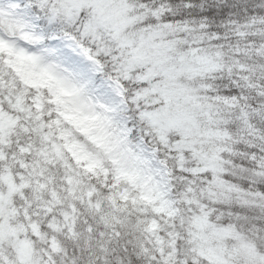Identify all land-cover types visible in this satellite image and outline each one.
Listing matches in <instances>:
<instances>
[{
  "label": "snow or ice",
  "instance_id": "1",
  "mask_svg": "<svg viewBox=\"0 0 264 264\" xmlns=\"http://www.w3.org/2000/svg\"><path fill=\"white\" fill-rule=\"evenodd\" d=\"M0 264H264V0H0Z\"/></svg>",
  "mask_w": 264,
  "mask_h": 264
}]
</instances>
